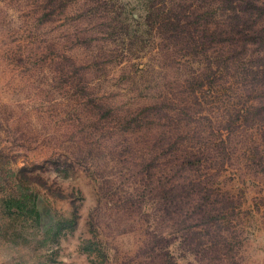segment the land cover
<instances>
[{"label": "rangeland", "instance_id": "obj_1", "mask_svg": "<svg viewBox=\"0 0 264 264\" xmlns=\"http://www.w3.org/2000/svg\"><path fill=\"white\" fill-rule=\"evenodd\" d=\"M149 3L0 0V264H148L152 230L168 238L175 263L218 264L163 226L148 184L160 178L162 130L186 127L164 126L167 113L194 106L189 81L205 68L199 56L164 48ZM222 82L203 112L207 133L239 107ZM233 160L215 178L237 200L242 246L233 254L264 264V171L243 168L239 145ZM22 193L35 198L41 220L8 207Z\"/></svg>", "mask_w": 264, "mask_h": 264}, {"label": "trees", "instance_id": "obj_2", "mask_svg": "<svg viewBox=\"0 0 264 264\" xmlns=\"http://www.w3.org/2000/svg\"><path fill=\"white\" fill-rule=\"evenodd\" d=\"M149 6L148 24L161 36L164 48H176L174 55L199 56L205 64L189 81L185 99L194 106L178 105L164 123L178 125L184 120L186 127L178 126L176 133L164 128L158 140L161 150L155 168L160 178L158 184L153 180L148 184L157 189L163 209L160 220L163 226L173 227L184 249L198 258L239 264L240 258L233 254L238 244L242 246L235 223L237 200L215 178L235 163L238 145L243 168L264 171V0H150ZM220 79L240 103L236 109L226 108L219 130L207 133L200 127L201 120L211 122L203 112L209 109V96ZM204 98L207 101L202 102ZM170 104L174 107L175 100ZM192 120L197 121L193 127ZM7 205L41 220L36 200L28 194ZM167 243L161 231L149 232L148 264H177ZM87 244L91 249V242Z\"/></svg>", "mask_w": 264, "mask_h": 264}]
</instances>
